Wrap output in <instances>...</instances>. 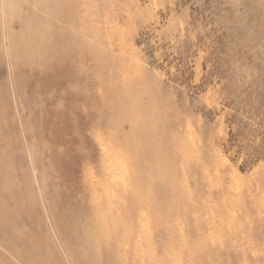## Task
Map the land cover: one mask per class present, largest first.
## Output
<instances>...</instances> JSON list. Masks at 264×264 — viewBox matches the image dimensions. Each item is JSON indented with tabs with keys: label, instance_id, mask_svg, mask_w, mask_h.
<instances>
[{
	"label": "rangeland",
	"instance_id": "obj_1",
	"mask_svg": "<svg viewBox=\"0 0 264 264\" xmlns=\"http://www.w3.org/2000/svg\"><path fill=\"white\" fill-rule=\"evenodd\" d=\"M0 264H264V0H0Z\"/></svg>",
	"mask_w": 264,
	"mask_h": 264
}]
</instances>
